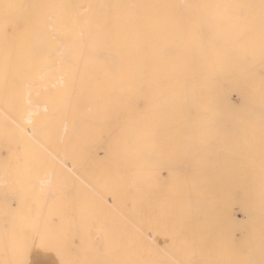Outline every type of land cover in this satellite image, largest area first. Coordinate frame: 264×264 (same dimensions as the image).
I'll use <instances>...</instances> for the list:
<instances>
[{"label":"bare ground","instance_id":"1","mask_svg":"<svg viewBox=\"0 0 264 264\" xmlns=\"http://www.w3.org/2000/svg\"><path fill=\"white\" fill-rule=\"evenodd\" d=\"M1 196L27 246L264 264V0H0Z\"/></svg>","mask_w":264,"mask_h":264},{"label":"rangeland","instance_id":"2","mask_svg":"<svg viewBox=\"0 0 264 264\" xmlns=\"http://www.w3.org/2000/svg\"><path fill=\"white\" fill-rule=\"evenodd\" d=\"M1 201L3 202V198H2V196H1ZM1 205L3 206V203H1ZM5 208V207H4ZM15 210H16V208L15 207H13ZM12 208V209H13ZM7 211H4V209H2V207L0 208V217H2V211H3V219H5L6 217L7 218H9V219H7L6 218V220L10 223H14L15 224V226L13 227L12 225L13 224H8V222L6 221L5 223H3L4 221H3V219H1L0 218V264H37L38 262H37V260H36V258L38 257L39 258V256L40 257H42L43 259H44V257H45V259L44 260H46V261H44L45 263L44 264H88L89 263V261H88V256L90 257V261L92 262H90L89 264H94L93 263V261H96L97 259V257L96 256H98V255H100V256H98V257H100V258H98V260L97 261H99V262H101V263H99V264H119L120 262V264H128V261H124V259H123V256L122 255H120V254H117L116 252H118V251H116L117 249H116V247H113V243L112 242H106V243H104L103 241H101L97 236H99V235H97V233H95V231L97 232V230H93L94 232L91 234V232H92V230L91 231H89V233L87 232V237H86V241H84L85 242V244H86V246H85V244H82L81 245V243H75L74 245H72L71 243L69 244V243H67L66 242V244H61V242H59V243H57L58 244V246H57V244H55L53 247H48V248H39V247H36V246H32V245H26V244H24V240L23 239H25V237H24V235H26L27 237H26V239L28 238V240H29V242L30 243H32V239H33V230H31V229H29V226H26L25 228H24V231H25V233H23L22 232V230H21V225H19L18 224V217H17V212L15 211V210H11V209H6ZM10 211H12L10 214L13 216V213H14V216L12 217L10 214H8ZM15 211V212H14ZM5 215H7V216H5ZM5 216V217H4ZM10 216V217H9ZM17 217V218H16ZM12 219V220H11ZM14 219V220H13ZM3 221V222H2ZM15 221V222H14ZM3 223V224H2ZM10 225V226H9ZM3 226V227H2ZM7 227H9L8 229H7ZM13 227V228H12ZM15 227H16V234H18V235H15V238L14 237H11L12 235L14 236V233H15V230H14V233H13V231H12V229H15ZM4 228V229H3ZM12 228V229H11ZM2 229V230H1ZM23 229V228H22ZM8 230H11L10 232L8 231ZM20 230H21V232H20ZM5 231V232H4ZM19 231V232H18ZM4 232V233H3ZM13 233V234H10V233ZM95 233V235H96V237L99 239V241L100 242H102V245L101 244H97L96 245V242H98V239L95 237V235H94V238H96L95 240L96 241H94V238H93V234ZM7 234H9V236H10V238H6V237H9ZM21 235V236H20ZM18 236H20V237H18ZM17 237V238H16ZM5 238V239H4ZM14 238V239H13ZM21 238V239H20ZM8 241H7V240ZM9 239L10 240H12L13 239V244L9 241ZM16 239V240H15ZM5 240V241H4ZM3 241V242H2ZM93 241H94V243H93ZM7 242H9V244H6ZM83 242V243H84ZM93 244H94V246L96 247V246H98V248L101 246V248H100V250L98 249V248H95L94 246H93ZM24 245H26L27 246V248H26V246L24 247ZM62 245H63V247H62ZM100 245V246H99ZM7 246V247H6ZM9 246V247H8ZM64 246H67V247H64ZM71 246V247H70ZM81 246V247H80ZM85 246V247H84ZM104 246V247H103ZM14 247V248H13ZM58 247V248H57ZM77 247L78 248H80V250L79 249H77ZM102 247H103V249H102ZM30 248V249H29ZM54 248H55V250L57 251H59V253H57V252H55V250H54ZM57 248V249H56ZM65 248V249H64ZM73 248V249H72ZM82 248V249H81ZM88 248V249H87ZM118 248V247H117ZM9 249V250H8ZM29 251H28V250ZM68 249H70V250H68ZM86 249V250H85ZM96 249V250H95ZM101 249H102V251H101ZM112 249V250H111ZM116 249V250H115ZM5 251V253H4V251ZM11 250V251H10ZM13 250V251H12ZM26 250H27V255H29V256H26L25 257V254H26ZM78 250V251H77ZM91 251V252H88V255H86V253L84 252H81V251ZM99 250V251H98ZM8 251V252H7ZM60 251H61V253H63V254H60ZM95 251L96 252H98L99 254L98 255H95V254H97V253H95ZM115 251V252H114ZM93 252H94V255H93ZM113 252H114V254H113ZM22 253V254H21ZM52 253V254H51ZM82 253L83 254H85V255H82ZM101 253V254H100ZM102 253H104L103 255H102ZM121 253V252H120ZM14 254H15V256H14ZM32 254H34L33 256H32ZM59 254L61 255L60 256V258H59ZM81 254V255H80ZM89 254H92V255H89ZM117 256H116V255ZM119 255L120 256H122V257H120V258H118L119 257ZM13 256V257H12ZM17 256V257H16ZM33 258H32V257ZM36 256V257H35ZM87 256V257H86ZM22 257V258H21ZM29 257V258H28ZM84 257V258H83ZM104 257V258H103ZM50 258V259H49ZM62 258H64V259H62ZM120 259L121 261H119L118 259ZM60 259V260H59ZM86 260V261H84V260ZM14 260V261H13ZM51 260V261H50ZM80 260V261H79ZM115 260H117V262L115 261ZM35 261H36V263H35ZM47 261H48V263H47ZM58 263H57V262ZM75 261V262H74ZM83 261V262H82ZM97 261H96V263H97ZM9 262V263H8ZM51 262V263H50ZM79 262H81V263H79ZM88 262V263H87ZM38 264H40V262L38 263Z\"/></svg>","mask_w":264,"mask_h":264},{"label":"snow or ice","instance_id":"3","mask_svg":"<svg viewBox=\"0 0 264 264\" xmlns=\"http://www.w3.org/2000/svg\"><path fill=\"white\" fill-rule=\"evenodd\" d=\"M4 7H5V8H10V7H12V5H7V4H5Z\"/></svg>","mask_w":264,"mask_h":264}]
</instances>
